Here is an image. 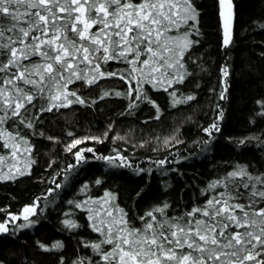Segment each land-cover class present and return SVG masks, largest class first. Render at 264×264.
Returning a JSON list of instances; mask_svg holds the SVG:
<instances>
[{
	"label": "trees",
	"instance_id": "obj_1",
	"mask_svg": "<svg viewBox=\"0 0 264 264\" xmlns=\"http://www.w3.org/2000/svg\"><path fill=\"white\" fill-rule=\"evenodd\" d=\"M232 4L231 42L225 46L218 0H194L198 31L189 39L198 43L185 55L182 83L167 91L144 83L141 92L148 99L130 108L132 97L126 95L123 80L101 79L91 86L77 81L69 90L86 103L42 113L34 128L21 129L30 152L22 175L0 179V222L33 202L38 207L31 223L20 219L0 233V264L98 260L96 251L85 244L102 238L89 217L99 207L93 201L105 192L139 227L138 217L165 202L169 215L202 205L208 184L236 165L247 166L253 174L264 173V105L258 103L264 102V0H232ZM107 67L122 71L126 65L110 62ZM225 67L227 77L222 73ZM105 91L122 95L100 99ZM188 96L194 99L187 100ZM43 103L38 101L37 108ZM214 121L219 131L209 137L204 129ZM85 137H99L102 142L89 139L71 152L66 150L74 138ZM87 148L93 151H85L77 163L73 154ZM5 153L0 147V156ZM118 155L126 160L100 158ZM69 165L76 166L66 171ZM65 220L77 227H68ZM20 224L27 226L17 227ZM58 242L61 246L53 248Z\"/></svg>",
	"mask_w": 264,
	"mask_h": 264
},
{
	"label": "snow or ice",
	"instance_id": "obj_2",
	"mask_svg": "<svg viewBox=\"0 0 264 264\" xmlns=\"http://www.w3.org/2000/svg\"><path fill=\"white\" fill-rule=\"evenodd\" d=\"M218 2L227 46L233 4L232 0ZM197 18L194 0H0V147L9 149L13 159L30 152L21 129L34 128L42 113L86 103L69 90L77 81L91 86L101 79L123 80L128 85L126 95L132 97L130 108L148 99L141 92L144 83L164 91L182 83L185 55L198 43L189 39L190 33L198 31ZM110 62L126 67L109 71ZM222 73L227 77L226 67ZM109 95L122 94L105 91L100 99ZM38 101L45 103L37 108ZM204 131L211 137L219 131L218 123L214 121ZM89 139L102 142L99 137L74 138L66 150L71 152ZM85 151L93 149L73 154L77 163ZM100 158L126 160L119 155ZM75 166L69 165L66 171ZM207 194L202 205L179 215H169L166 202L158 205L138 217L137 227L112 203L113 195L105 192L93 201L99 207L89 217L93 230L102 237L85 244L99 257L89 264H264V173L253 174L247 166L236 165L210 182ZM37 207L33 202L19 214L9 213L10 218L0 222V233L8 232V225L20 219L31 223ZM64 223L77 227L71 220ZM105 245L110 247L105 249ZM60 246L58 242L53 248Z\"/></svg>",
	"mask_w": 264,
	"mask_h": 264
},
{
	"label": "rangeland",
	"instance_id": "obj_3",
	"mask_svg": "<svg viewBox=\"0 0 264 264\" xmlns=\"http://www.w3.org/2000/svg\"><path fill=\"white\" fill-rule=\"evenodd\" d=\"M4 150L6 151V156H3L5 159L3 163H0V174L9 177L12 176V174L21 173L24 164L27 162L26 152H24L22 156L18 155L16 159H13L9 155V149Z\"/></svg>",
	"mask_w": 264,
	"mask_h": 264
},
{
	"label": "water",
	"instance_id": "obj_4",
	"mask_svg": "<svg viewBox=\"0 0 264 264\" xmlns=\"http://www.w3.org/2000/svg\"><path fill=\"white\" fill-rule=\"evenodd\" d=\"M220 12H221V7H220ZM220 21H221V26H222V29H223V37H224V23H223V19L220 15ZM231 24H232V19H231ZM230 32H231V29H230Z\"/></svg>",
	"mask_w": 264,
	"mask_h": 264
}]
</instances>
